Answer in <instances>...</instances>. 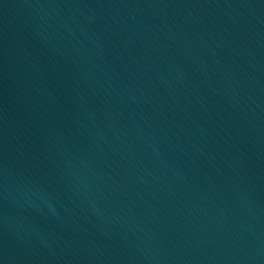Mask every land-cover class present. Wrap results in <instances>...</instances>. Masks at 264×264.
Here are the masks:
<instances>
[{
  "label": "water",
  "instance_id": "obj_1",
  "mask_svg": "<svg viewBox=\"0 0 264 264\" xmlns=\"http://www.w3.org/2000/svg\"><path fill=\"white\" fill-rule=\"evenodd\" d=\"M0 264H264V0H0Z\"/></svg>",
  "mask_w": 264,
  "mask_h": 264
}]
</instances>
